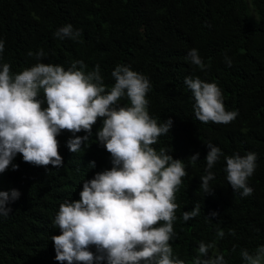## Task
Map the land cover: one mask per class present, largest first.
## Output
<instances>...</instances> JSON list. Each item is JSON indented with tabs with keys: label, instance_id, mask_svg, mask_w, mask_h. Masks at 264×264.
I'll list each match as a JSON object with an SVG mask.
<instances>
[{
	"label": "trees",
	"instance_id": "trees-1",
	"mask_svg": "<svg viewBox=\"0 0 264 264\" xmlns=\"http://www.w3.org/2000/svg\"><path fill=\"white\" fill-rule=\"evenodd\" d=\"M68 24L80 30L77 40L54 35ZM0 39L5 44L0 70L8 63L13 76L38 62L67 70L80 60L85 73L99 65L106 91L115 83L111 73L117 65L149 79V116L158 125L173 120L169 134L151 147L181 160L187 173L175 193L177 235L169 241L174 257L193 264L204 242L214 244L209 255H223L226 264H246L241 250L255 254L264 246V0H0ZM191 49L198 51L205 70L191 63ZM40 50L44 56L38 61ZM185 77L217 84L225 110L236 111V119L228 124L197 120ZM39 98L44 99L42 90ZM118 104L130 106V101L125 96ZM101 127L98 118L92 137L76 153L66 144L72 134L61 132L60 168L33 166L17 154L12 163L18 169L10 165L0 173V192L10 198L13 189L20 193L10 199L9 214L0 215V264H60L51 241L60 234L54 225L60 204L79 200L83 181L112 166L110 154L96 140ZM209 142L223 155L210 170L213 192L206 195L200 178L207 175ZM197 152L193 164L189 157ZM249 152L257 155L247 181L253 193L241 197L227 182L225 157ZM91 161L94 168L88 167ZM196 205L200 214L185 222L183 213ZM211 212L218 215L210 217ZM90 250L95 253L94 247Z\"/></svg>",
	"mask_w": 264,
	"mask_h": 264
},
{
	"label": "clouds",
	"instance_id": "clouds-1",
	"mask_svg": "<svg viewBox=\"0 0 264 264\" xmlns=\"http://www.w3.org/2000/svg\"><path fill=\"white\" fill-rule=\"evenodd\" d=\"M54 35L77 40L81 33L68 24ZM4 47L0 39V54ZM43 56V50L36 53L38 61ZM188 57L201 70L207 68L196 49H191ZM224 59L230 67L232 61L227 56ZM85 67L80 60L67 70L60 65L38 62L13 76L10 65H2L0 173L10 165L12 170L18 169L12 163L17 154L33 166L62 167L57 136L63 131L71 133L72 138L66 144L70 152L76 153L92 137L98 118L102 119L96 140L110 154L112 166L83 181L79 200L60 204L54 219L60 234L51 237L55 260L60 264H185L173 256L169 241L177 235L173 228L178 208L175 193L187 173L181 160L173 159L165 149L157 153L151 147L158 137L169 134L173 120L168 118L158 125L149 116V101L145 97L151 83L143 74L127 65H117L111 73L115 83L106 91L99 65L87 73ZM184 83L193 93L197 120L205 124L209 121L228 124L236 119V111L225 110L217 84L198 77H185ZM41 90L44 99L39 98ZM125 96L130 106L118 104ZM44 103L46 107H42ZM80 132L85 135L77 136ZM206 146L207 175L200 178V187L210 195L213 188L209 181L214 179L210 170L223 153L211 142ZM198 157L197 152L189 160L194 164ZM225 160L226 179L232 190L239 191L241 197L252 195L253 189L247 181L257 166L256 153L234 154ZM88 167L94 168L95 162H89ZM19 195L15 189L11 198L8 193L0 192V215L9 214L10 199L15 201ZM200 212V206L196 205L185 211L182 218L187 222ZM209 215L216 217L218 213ZM229 234L235 235L233 230ZM224 235L218 229L217 236ZM92 247L95 253L90 250ZM213 247L214 244L200 242L199 255L193 264H226L223 255H209ZM241 256L246 264H264V246L255 254L242 249Z\"/></svg>",
	"mask_w": 264,
	"mask_h": 264
}]
</instances>
